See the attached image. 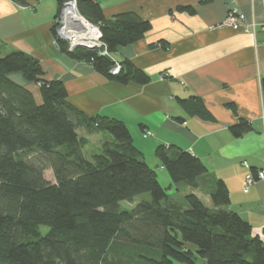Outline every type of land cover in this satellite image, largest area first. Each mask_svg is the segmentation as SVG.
<instances>
[{"label": "trees", "instance_id": "16d2710c", "mask_svg": "<svg viewBox=\"0 0 264 264\" xmlns=\"http://www.w3.org/2000/svg\"><path fill=\"white\" fill-rule=\"evenodd\" d=\"M57 1L60 13L69 0ZM77 9L99 28L108 55L70 51L54 24L60 51L111 82L148 85L143 70L113 55L141 41L151 22L133 14L107 20L98 0H77ZM117 64L120 71L113 74ZM14 75L38 86L40 103ZM45 77L40 62L26 53L0 55V264H264V243L251 224L227 210L231 196L224 181L210 192L212 207L197 195L209 175L199 158L176 146L156 149L160 168L186 191L183 205L162 185L124 122L87 116L69 102L61 81ZM194 106L197 115L210 118L201 102ZM251 129L241 121L231 131L239 138ZM81 130L113 140L89 159ZM144 195L150 200L122 208Z\"/></svg>", "mask_w": 264, "mask_h": 264}, {"label": "crops", "instance_id": "0c3cea01", "mask_svg": "<svg viewBox=\"0 0 264 264\" xmlns=\"http://www.w3.org/2000/svg\"><path fill=\"white\" fill-rule=\"evenodd\" d=\"M98 1L107 20L133 14L151 22L141 41L113 55L116 62L130 60L143 70L151 79L148 85L111 82L89 63L63 54L52 32L57 0H0V55H30L47 81L65 85L69 102L81 112L124 122L151 168H160V145L199 158L209 175L197 195L212 207L210 192L216 181H224L231 196L227 210L250 223L253 236L264 243V181L246 188L247 178L264 168V0ZM233 11L255 24V32L220 28ZM12 79L41 102L38 86L21 75ZM198 101L209 119L195 113ZM241 121L252 129L237 138L231 128ZM145 132L152 135L144 138ZM80 134L88 138L87 147L92 138L106 135ZM168 177L170 196L184 205L185 189L180 192Z\"/></svg>", "mask_w": 264, "mask_h": 264}, {"label": "built area", "instance_id": "2783aa9c", "mask_svg": "<svg viewBox=\"0 0 264 264\" xmlns=\"http://www.w3.org/2000/svg\"><path fill=\"white\" fill-rule=\"evenodd\" d=\"M57 25V38L68 43L70 51H74L83 46L95 47V51H100L101 55H108L102 42V35L97 26L86 21L78 12L77 0L67 1L58 17L55 20ZM238 28L245 31L252 30L255 32V24L248 23L247 17L236 11L230 12L220 28ZM120 71V65L117 64L112 73L117 74ZM152 135L146 132L144 138ZM257 181H264V169L260 170L257 178L249 176L246 181V188L252 186Z\"/></svg>", "mask_w": 264, "mask_h": 264}, {"label": "rangeland", "instance_id": "374dc122", "mask_svg": "<svg viewBox=\"0 0 264 264\" xmlns=\"http://www.w3.org/2000/svg\"><path fill=\"white\" fill-rule=\"evenodd\" d=\"M55 42H56V39H55ZM81 134H83V133H81ZM112 140L113 139H112V137L109 134H106V135L101 136V137L92 138V140H91L92 143L89 145V147H87V151H86L87 155H89L88 158L91 159V157L93 155H97V154L101 153V150L99 148V144H100L101 141H105L106 142V141H112ZM158 173H159V179H160L162 185L164 187H168L166 182H165V180H164L165 176L166 177L169 176L168 173L165 170L161 169V168L158 169ZM45 175H46V178L49 181H51L52 183H55L54 175H53V172L51 170H47ZM169 193L171 194V192H169ZM143 200H150V196L149 195L141 196V197L136 199L135 203H132V204L131 203H124V204H122V208L131 209L134 205H136V202L138 203V202L143 201ZM47 231H48L47 228L43 229L44 233H46Z\"/></svg>", "mask_w": 264, "mask_h": 264}, {"label": "water", "instance_id": "95a60500", "mask_svg": "<svg viewBox=\"0 0 264 264\" xmlns=\"http://www.w3.org/2000/svg\"><path fill=\"white\" fill-rule=\"evenodd\" d=\"M82 49H86V50H90V51H95L96 48L95 47H87V46H83L81 47Z\"/></svg>", "mask_w": 264, "mask_h": 264}]
</instances>
